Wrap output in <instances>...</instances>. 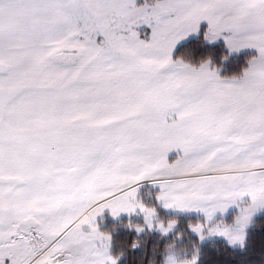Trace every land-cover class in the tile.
Instances as JSON below:
<instances>
[{
    "label": "snow or ice",
    "instance_id": "obj_1",
    "mask_svg": "<svg viewBox=\"0 0 264 264\" xmlns=\"http://www.w3.org/2000/svg\"><path fill=\"white\" fill-rule=\"evenodd\" d=\"M191 34L256 54L222 76L195 45L174 56ZM106 209L137 236L173 233L148 264L248 252L264 211V0H0V264H119L142 241L101 229ZM162 210L203 219L177 231ZM212 236L225 259L201 251Z\"/></svg>",
    "mask_w": 264,
    "mask_h": 264
},
{
    "label": "trees",
    "instance_id": "obj_2",
    "mask_svg": "<svg viewBox=\"0 0 264 264\" xmlns=\"http://www.w3.org/2000/svg\"><path fill=\"white\" fill-rule=\"evenodd\" d=\"M202 39V35L198 38H194L188 40L186 43L182 44L176 51L174 56H180L183 54L185 48L195 45L193 58L200 59L211 55L213 60L217 65L220 66V74L222 76H230L236 73H239L243 67L247 66V59L255 55L254 53H241L239 55L231 56L227 47L223 43H218L214 45H208L206 42L202 45L200 43ZM224 57H227L224 59ZM163 214H165L163 212ZM167 215V214H165ZM198 218L196 217H177L178 228L186 226L189 221H196ZM124 222L121 225H117V223ZM128 222L127 218L121 219L119 222H112L107 220L106 225L102 227V229H108L110 231H118L116 232L115 239L120 241H127L128 245H131L134 239H140L142 243L139 247L136 248H127V254L120 258L119 264H148L149 260L153 258L152 246L159 241L160 246L172 239L173 234L166 236L161 239V235L158 233H143L137 236L136 231L130 230L124 226ZM136 223V221H133ZM249 239L252 243L249 246V250L247 253H240L239 255H228L227 259L232 261V264H239V260L241 256H243L247 260V264H264V247H261L260 241L264 239V213L258 215L251 224V227L248 230ZM193 239H197L193 233H190ZM187 237L184 238V242H187ZM146 241L147 243H143ZM226 245V242L221 239L211 240L207 243L200 242L201 251L209 254L213 258L217 259H225L224 256H217V249H223ZM115 252L116 249H113ZM228 253L236 251L228 246ZM156 260L159 261L160 257L157 254ZM203 259V257H202Z\"/></svg>",
    "mask_w": 264,
    "mask_h": 264
},
{
    "label": "rangeland",
    "instance_id": "obj_3",
    "mask_svg": "<svg viewBox=\"0 0 264 264\" xmlns=\"http://www.w3.org/2000/svg\"><path fill=\"white\" fill-rule=\"evenodd\" d=\"M206 26H207V25H206V22H202V27H206ZM140 30H141V32L143 33V31L145 30V26H141ZM148 32L150 33V29L148 30ZM200 35H202V34H191L188 38H186L185 40L181 41V42L177 45V48H176L175 51H174V55H175L177 49H178L182 44L186 43L188 40H191V39H194V38H198ZM142 38H143V37H142ZM206 43H207V42H206ZM218 43H223V44H225V41L223 40V38H220L219 40L213 42L211 45L218 44ZM225 46H226V44H225ZM226 47H227V46H226ZM227 49H228V48H227ZM228 51H229V49H228ZM246 52L256 54V50H255V49H251V48H244V49H240V50H238V51H231V52L229 51V53H230L231 56L239 55V54H241V53H246ZM176 155H177L176 151L173 150L172 152L169 153V159H170V160H171V159H174ZM144 184H145V185H148L149 187H151V185L149 184L148 181H145ZM142 191H143V189H142ZM233 211H234V209H229V212H228V214H227L228 218L231 217ZM162 212H164V213L167 214V215H174V216H176V217H184V218H186V217H196V218H198V219H203V216H202L200 213H198V212H196V211H194V210H193V211H176V212L162 210ZM262 213H264V211L259 212V213L253 218V220H254L258 215H260V214H262ZM123 218H127V219L129 220V216H128L127 214H123V213H122L118 218H114V217L111 215L110 211L106 209L105 212H104L101 216H98V217H97V223L99 224L100 228L102 229V227L106 225L107 220H110V221H112V222H119V221H120L121 219H123ZM131 220H132V221H136V223H143V217H142V216H136V215H133V216L131 217ZM250 227H251V225L249 226V228H250ZM127 228H128V227H127ZM177 228H178V221H177ZM128 229H130V228H128ZM130 230L136 231L134 228H132V229H130ZM248 230H249V229H248ZM152 232L160 234V233L157 232V231H152ZM145 233H147V232H145ZM140 234H143V233H140ZM171 234H173V233H169L168 236L171 235ZM193 234H194V233H193ZM160 235H161V234H160ZM194 235H195V234H194ZM195 236H196V235H195ZM216 239L224 240L223 237L212 236V237H208V238L204 239V240L202 241V243H207V242H209V241H211V240H216ZM224 241H225V240H224ZM225 242H226V241H225ZM230 247H231V246H230Z\"/></svg>",
    "mask_w": 264,
    "mask_h": 264
}]
</instances>
